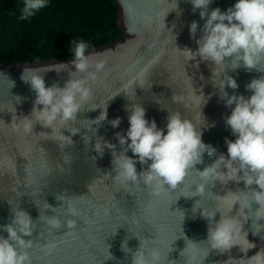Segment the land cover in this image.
Instances as JSON below:
<instances>
[{
	"label": "water",
	"instance_id": "water-1",
	"mask_svg": "<svg viewBox=\"0 0 264 264\" xmlns=\"http://www.w3.org/2000/svg\"><path fill=\"white\" fill-rule=\"evenodd\" d=\"M116 2L119 6L120 26L124 30L126 41L104 51L88 53L93 63L102 61L104 67L97 74V81L91 85L92 96L85 106V111L78 113L77 122L71 125L79 131L71 137L73 143L63 150L57 142L38 135L42 131L50 132V129H43L39 124L34 126L32 134L28 136L14 130L16 121L11 113L13 108L17 119L28 116L35 93L20 79L24 67L0 66V226L11 222V209L15 206L26 211L34 222H38L41 209L35 201L41 206L46 202L56 208L60 206V201L56 199L60 195L86 197V202L78 206L84 210L85 216L93 221L89 225L78 218L77 227L71 234L67 233L70 229L62 224L61 228L54 230L51 235L43 229V235H40L43 225L38 223L37 230L31 237L34 241V247L30 250L32 264H103L105 245H110L109 251L114 259L104 264H130L131 255L126 260L125 254L120 250L121 241L130 235L129 227L145 239L152 240L156 238L157 230H161L165 245L173 243L169 261L186 264L185 257L180 255L186 247L185 240L175 241L178 235H182L179 229L180 214L170 213L175 211L185 213L182 230L188 240L194 243L206 240L207 222L199 217V212L195 219L192 218L191 209L199 197L185 198L181 196L182 192L173 190V194L157 200L143 185L140 189L127 192L114 184L110 177L104 176L115 175L112 171L111 152L105 149L101 158L92 150L96 138L102 137L105 141L117 145L119 151L114 133L123 132L129 127L125 108L139 104L145 109V118L155 120L158 128L165 127L170 111H178L182 119H188L198 125L203 143L215 148L216 155L209 157L205 153L202 157L203 163L195 166L196 171H203L205 167L210 166L221 153L227 157L225 138L234 140L235 137L224 124V118L230 115V109L226 108L222 101H218V90L212 86L215 65L200 61L199 57L186 62L183 55L176 50L182 51L187 47L196 51L195 39L189 35V25L192 21H197L202 27L204 22L200 20L199 10L193 13L188 0H177L178 11L170 12L168 11L171 6L166 0ZM168 2L171 3V0ZM235 2L236 0H214L209 5V10L219 7L221 11H226ZM199 35L198 30L196 38H199ZM172 36L175 37L174 42ZM70 61L25 67L49 70L41 73L46 87L53 84L63 87L70 79V73L76 71ZM59 63L67 64L68 67L60 70ZM226 72L239 85L235 90L236 94L245 97L251 95L245 90V84L264 76V73L255 70L248 72L242 68L235 71L226 69ZM225 90L230 95L233 92L227 87ZM116 94L118 95L109 100ZM199 95H203L207 100L201 108ZM17 96L21 97L19 103L15 99ZM106 103L108 120L117 117L122 120L118 128L113 129L104 121L99 126H92L96 129L93 135L90 129L80 126V121L93 120L100 113L99 108L88 111L87 107H103ZM62 131L66 136L71 135L66 130ZM84 136L89 137L87 145L84 143ZM128 155L132 156V153L129 152ZM64 156L70 157L68 163H65ZM136 169L139 173L141 166L137 164ZM195 178V173L189 175L185 182V191ZM214 183V187L205 190L201 201L209 210L215 207V196L223 197L228 192L244 190L243 182H229L226 185ZM238 210L239 204L234 205L230 215L236 216ZM57 215L63 222L65 216L60 213ZM215 219H220L219 213ZM250 225L251 220L243 222V231H248ZM119 226L123 227L117 229L115 237H111V232ZM0 235L7 238V233L0 232ZM247 239L257 244V249L251 250L249 256L264 248V240H261L259 235L253 236L248 231ZM49 243L55 244V247L46 254L42 249ZM138 245L136 238L128 240V247L134 251ZM242 255L238 247L223 254L210 250L203 264H226L230 257L237 259Z\"/></svg>",
	"mask_w": 264,
	"mask_h": 264
},
{
	"label": "clouds",
	"instance_id": "clouds-1",
	"mask_svg": "<svg viewBox=\"0 0 264 264\" xmlns=\"http://www.w3.org/2000/svg\"><path fill=\"white\" fill-rule=\"evenodd\" d=\"M166 2L171 6L168 12L178 11L177 0H171V3L166 0ZM188 2L192 6L193 13L199 10L200 20L204 23L202 27L197 21H192L189 25V35L190 38L195 39L196 51L187 47L182 51L176 50L183 55L186 62L194 61L199 57L200 61L215 65L212 72V86L218 90V101H222L224 106L230 109V115L224 118V124L235 137L234 140L225 138L227 157L221 153L210 166L205 167L203 171H196L195 166L203 163L202 157L205 153L209 157L216 155L215 148L203 143L198 125L188 119H182L178 111H170L165 127L158 128L155 120L145 118V109L139 104L125 108L129 127L123 132L114 133L119 151L117 145L105 141L102 137L96 138L92 150L101 158L105 149L111 152L112 171L115 175L104 176L110 177L114 184L127 192L140 189L143 185V188L148 189L150 195L157 200L173 194V190L182 192L181 196L185 198L199 197L191 211L193 219L199 212V217L207 222V235L204 241L194 243L188 240L182 230L185 213L169 211L180 214L179 229L182 235H178L175 241L185 240L186 247L180 255L185 257L186 264H203L210 250L223 254L234 247H238L243 255L237 259L230 257L226 264H264V248L249 256L251 250L257 249V244L247 239L250 231L253 236L259 235L260 239L264 240L262 235L264 233V223H262L264 221V76L245 84V90L251 93L250 96L245 97L236 94L235 90L239 85L226 72V69L235 71L242 68L248 72L255 70L264 73V0H236L226 11H221L219 7L209 10V5L214 0H188ZM49 3L50 0H22L19 19L21 21L30 19L37 12L48 7ZM198 30L200 35L196 38ZM172 38L174 42L175 37ZM69 45V53L72 56L70 63L76 69L75 72L70 73V79L63 87L57 84L46 87L41 73L49 70L24 67L20 79L35 93L33 106L30 114L20 119L15 116L14 108L11 112L16 121L15 131L28 136L32 134L34 126L39 124L43 129H50V132L42 131L38 135L57 142L61 150L73 143L71 137L75 136L79 129L71 125L77 122V114L85 111V106L92 96L91 85L97 81V74L104 67L102 61L92 62V57L87 51L88 42L83 39H72ZM58 66L60 70L68 67L64 63H59ZM92 69L95 70L91 71ZM226 87L233 90L231 95L225 90ZM15 99L19 103L21 97L17 96ZM198 99L201 108L207 100L203 95H199ZM97 108L100 109L99 115L93 120L80 121L81 127L90 129L93 135L96 129L92 126H99L104 121H107L113 129L119 127L122 122L120 117L108 120L107 103L103 107L97 105L87 107V110L95 111ZM199 114L202 116L200 112ZM62 130L68 131L71 135H64ZM83 140L85 145L89 143L88 136H84ZM129 152L132 156L128 155ZM64 160L68 163L70 157L64 156ZM137 164L141 166L139 173L136 169ZM191 173H195L196 178L185 191V182ZM214 182L222 185L229 182L237 184L243 182L244 190L237 189L223 197L215 196V207L209 210L201 201L205 190L215 186ZM165 185L168 187L166 188ZM85 198L57 196L60 206L56 208H52L46 202L41 206L35 201L41 209L38 222H34L23 209L12 207L11 222L0 226V232L7 233V238L0 235V264H32L30 250L34 247V241L31 237L37 230L38 223L43 225L40 228V235H43L42 229L51 235L54 230L60 229L62 224L70 229L67 233L71 234L77 227L78 218L83 219L85 224L93 223L78 206L86 202ZM236 204H239V210L236 216H232L230 213ZM57 213L65 216L63 222ZM217 213L220 214L218 221L215 219ZM249 220H251L249 230L243 231V222ZM121 227L123 226L115 227L110 236L115 237L117 229ZM128 231L130 235L121 241L120 250L125 254L126 260L131 255L130 264H175V261L168 259L169 253L173 251V243L165 245L161 230H157L154 240L145 239L130 227ZM132 238L139 241L135 251L128 247V240ZM54 247L55 244L49 243L42 251L47 254ZM109 248L110 245H105L106 255L103 264L114 259Z\"/></svg>",
	"mask_w": 264,
	"mask_h": 264
},
{
	"label": "trees",
	"instance_id": "trees-1",
	"mask_svg": "<svg viewBox=\"0 0 264 264\" xmlns=\"http://www.w3.org/2000/svg\"><path fill=\"white\" fill-rule=\"evenodd\" d=\"M20 6L22 0H0V66L72 60V39L88 42V53L126 41L116 0H50L24 21L19 19Z\"/></svg>",
	"mask_w": 264,
	"mask_h": 264
}]
</instances>
